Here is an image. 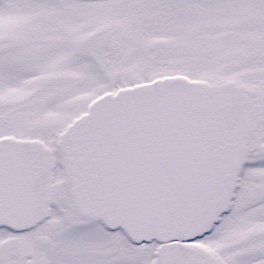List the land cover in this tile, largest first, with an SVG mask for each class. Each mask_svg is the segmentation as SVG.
Wrapping results in <instances>:
<instances>
[{"label":"snow or ice","instance_id":"snow-or-ice-1","mask_svg":"<svg viewBox=\"0 0 264 264\" xmlns=\"http://www.w3.org/2000/svg\"><path fill=\"white\" fill-rule=\"evenodd\" d=\"M0 264H264V0H0Z\"/></svg>","mask_w":264,"mask_h":264}]
</instances>
